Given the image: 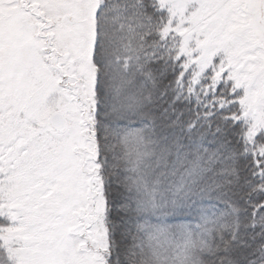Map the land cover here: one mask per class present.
<instances>
[{"label": "snow or ice", "instance_id": "obj_1", "mask_svg": "<svg viewBox=\"0 0 264 264\" xmlns=\"http://www.w3.org/2000/svg\"><path fill=\"white\" fill-rule=\"evenodd\" d=\"M0 264H264V0H0Z\"/></svg>", "mask_w": 264, "mask_h": 264}]
</instances>
